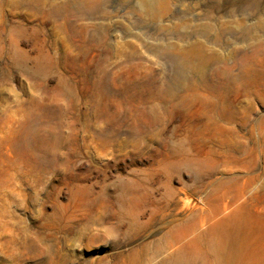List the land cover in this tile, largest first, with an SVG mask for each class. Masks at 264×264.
Instances as JSON below:
<instances>
[{
  "label": "rangeland",
  "instance_id": "1",
  "mask_svg": "<svg viewBox=\"0 0 264 264\" xmlns=\"http://www.w3.org/2000/svg\"><path fill=\"white\" fill-rule=\"evenodd\" d=\"M0 264H264V0H0Z\"/></svg>",
  "mask_w": 264,
  "mask_h": 264
}]
</instances>
